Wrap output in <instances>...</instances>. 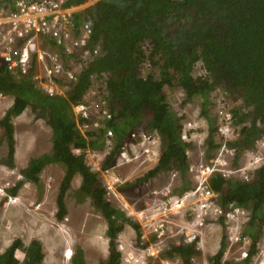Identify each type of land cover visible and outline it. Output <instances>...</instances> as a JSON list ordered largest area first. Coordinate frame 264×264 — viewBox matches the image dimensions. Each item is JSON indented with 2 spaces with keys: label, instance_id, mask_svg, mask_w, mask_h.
Returning a JSON list of instances; mask_svg holds the SVG:
<instances>
[{
  "label": "trees",
  "instance_id": "1",
  "mask_svg": "<svg viewBox=\"0 0 264 264\" xmlns=\"http://www.w3.org/2000/svg\"><path fill=\"white\" fill-rule=\"evenodd\" d=\"M86 1L69 0L72 4ZM73 21L77 32L83 22L91 24L89 47L100 44L101 50L85 59L78 79L65 94H50L40 88L31 77L34 69L18 76L0 65V91L14 96L0 121L9 139L8 163L15 164L12 118L31 105L52 127L53 147L50 152L30 158L22 170L26 179L39 183L47 164L59 162L65 166L57 210V217L63 218L68 211L67 191L74 176L80 174L83 197H90L107 220L110 252L102 264H123L116 237L126 223L137 230L141 224L113 204L98 174L86 163L85 154L74 152V147L100 148L106 141L105 128L83 131L79 120L87 118L76 113L75 105L83 99L95 77L105 82L104 97L113 113L106 126L113 129L115 137L106 165L115 159L127 135L142 126L160 132V158L137 181L173 167L179 169L186 181L191 176L188 150L192 141L182 138L180 117L171 108L165 92L167 84L180 85L188 97L201 96L205 115L210 94L218 87L224 88L227 101L234 103L240 99L233 111L234 123L242 125L236 143L252 148L264 136V0H97L75 11ZM145 58L158 66L159 75L154 72L140 75L139 64ZM198 61L203 62L205 73L196 75L193 71ZM214 131L215 126H211L208 138L211 145L217 144ZM22 183L10 191L16 193ZM210 185L219 195L224 210L235 204L251 211L247 233L252 235L253 242L244 258L247 263L256 251L264 226V164L249 180L215 172ZM227 237L223 235L215 264H222ZM18 248L26 252L21 262L15 253ZM200 252L195 244L182 242L172 245L166 254L179 255L185 264H192V257ZM44 257L40 240L35 238L27 245L17 237L0 252V264H43ZM72 261L87 264L82 249H78Z\"/></svg>",
  "mask_w": 264,
  "mask_h": 264
},
{
  "label": "built area",
  "instance_id": "2",
  "mask_svg": "<svg viewBox=\"0 0 264 264\" xmlns=\"http://www.w3.org/2000/svg\"><path fill=\"white\" fill-rule=\"evenodd\" d=\"M81 5L72 4L69 0H0V65H4L18 76L28 74L31 69H34L31 77L40 88L50 94L68 92L73 82L78 79V71L73 67H67L61 54L51 49V44L60 48L66 57H78L80 66H83L85 59L99 54L101 50L100 44L89 47L93 33L90 23L83 22L79 32L75 28L73 14L80 9ZM44 41L48 44L44 45ZM147 61L150 65L151 61L148 59ZM37 67H41L42 70L36 71ZM59 80L66 83L61 85ZM106 93L107 88L102 80L98 86L89 87L83 99L74 107L80 117L87 118L79 120L83 131L101 127L106 129L104 146L101 149L89 146L74 147L73 150L76 153L85 154L86 163L98 174L105 186L107 197L111 195L118 197L121 208H129V215L136 217L141 224L138 244L129 242L123 237L121 231L116 237V248L121 253L123 264H151L153 258L158 259L162 264H185L179 255H175L176 258L162 255L165 240L163 236L174 230L173 217L175 216H185L188 212L194 218L191 223L185 220L178 224L186 228L184 243L195 244L199 250V241H196L200 233L199 226L204 223L207 216L223 215L226 219H232L233 222H238L239 214L242 217L251 216V211L246 206L233 204L224 210L217 204L216 193L210 185L211 175L215 172H220L226 177H229L231 172H239L243 179L249 180L264 164V136H261L254 146L245 152L242 164L235 168L230 167V159L236 151L234 147H230L229 141L235 136L236 130L234 105L226 100V96L223 98L224 106L220 111V122L217 125L221 140L219 150L209 163L191 164L194 187L185 190L184 194L176 192L174 181L179 171L172 170L171 178L173 179H170L162 188L154 190V202H147L145 206L135 208L118 191V185L124 181L119 170L124 165L136 164L138 169L157 162L161 155V134L156 129L148 131L143 128L132 132V139L138 138L137 145L132 144L131 139L125 141L117 154L116 162L106 165L108 155L115 145L113 129L106 126L107 121L113 118L109 103L104 97ZM7 96V93L0 91V121L3 118L2 106ZM195 125V123L191 124L190 127ZM188 129L185 126L182 127L181 134L184 140L191 141ZM3 167L7 168L9 176L16 174V178L0 182V195L4 198L3 205L5 207L21 204L28 206L19 193L8 191L25 178L24 173L16 172L15 168ZM10 222L7 223L8 227ZM230 227L228 241L244 244L240 248L241 254L239 253L236 259L246 258L250 251L248 245L251 244V236L237 231L238 226ZM99 237L104 236L99 235ZM180 243L182 242L177 244ZM230 249L228 248L226 254ZM15 253L18 258H23L26 254L22 248H18ZM64 253L71 258L74 250L68 248Z\"/></svg>",
  "mask_w": 264,
  "mask_h": 264
},
{
  "label": "rangeland",
  "instance_id": "3",
  "mask_svg": "<svg viewBox=\"0 0 264 264\" xmlns=\"http://www.w3.org/2000/svg\"><path fill=\"white\" fill-rule=\"evenodd\" d=\"M97 0H87L83 3L79 8L82 9L85 6L93 4ZM48 44L47 41H44V45ZM51 49L57 51L61 54L62 59L65 61L67 67H73L76 71H80V59L78 57H66L60 48L51 44ZM146 51L149 52V47L145 46ZM41 67H37L36 71H41ZM149 72H154L159 75L158 66L152 64L149 65L147 58L142 60L139 64V73L143 76L147 75ZM194 74H202L205 73L204 64L202 61H198L194 67ZM102 80L99 77L94 78V83L92 85L98 86ZM61 85H64L66 82L59 80ZM165 92L167 98L171 104V108L177 113L180 117V122L182 127H186L189 130V134L191 136L192 144L189 148V161L190 164L194 163H209L214 156L217 154L219 150V146L221 144L220 137L217 132V125L220 122V111L222 110L223 98L226 96L224 88L218 87V89L213 90L210 94V101L208 104V114L205 115L203 112V101L204 99L201 96H193L188 97L186 91L183 87L178 84L165 85ZM14 96L12 94H8L7 99L5 100L2 108V116H4L12 104ZM240 99L231 102L234 106L239 104ZM226 104V103H225ZM210 118V119H209ZM196 124L194 127H190L191 124ZM12 124L14 127V140H15V164H9V139L7 133H5L4 127L0 124V182L3 183L9 178H16V174L13 176H9L6 171L7 168L3 166H7L8 168H15L16 172H22L23 165L27 161V159L32 158L33 156H38L45 152H50L53 147V129L50 126L48 120L41 115L34 107L31 105L27 106L24 111L20 114L14 116L12 118ZM211 126H215L214 138L216 139L215 144L211 145L208 142L209 131ZM241 124H235V136L232 140L229 141L230 147L235 148V154L230 159V167L235 168L242 164L244 161L245 152H247L249 147H243L240 144L236 143L237 139L240 136ZM146 130V127H141V129ZM132 140V144L137 145L138 138L132 139L131 134L127 135L124 140ZM231 141L234 143H231ZM102 148V147H100ZM18 159V160H17ZM20 160V161H19ZM24 161V163H22ZM157 164L156 162L151 163L147 166H144L140 170H136V164L124 165L119 170L122 181L118 185V191L122 194V196L130 202V205L135 208H140L145 206L147 202H154L155 193L154 190L162 188L163 186L170 181L172 177V170H178L177 167H173L168 170H161L154 176L148 177L144 180L137 181L139 178L150 170L153 166ZM41 176L44 179V185L47 186L48 191L46 193L44 191L40 192L39 189L36 191L33 200L30 201L26 197L22 196V200L27 203L29 206H36L39 201H41L44 196V201L47 206H52L53 208L58 207V195L60 191V185L65 174V166L62 163L52 162L47 164L43 170L41 171ZM50 176V178H49ZM230 176L232 178L243 179L239 172H231ZM24 181H28L26 177L23 179ZM82 181V176L75 175L72 179V185L68 189L65 200L67 205V213L63 218H52L53 221L52 226H50L49 233H52V239L55 242L53 245L56 247L61 246V242L63 249L70 248L74 250V255L78 249H82L87 264H102L104 260L108 258L110 252V238L107 233V220L102 215V213L95 207L92 203L90 197H83L82 191L79 189ZM48 182V183H47ZM174 183L176 184V192L179 194H184L187 190H190L194 187L195 181L192 176L186 181L183 179L181 172L176 176ZM188 183V184H187ZM40 186V184H38ZM187 185V186H183ZM31 187H37L32 183ZM30 189V188H29ZM186 190V191H185ZM10 192V189L8 190ZM116 207H119L122 211L126 213L129 218L134 222H139L136 217L130 216L128 213L129 208H121L119 204V199L116 196L108 197ZM215 199L217 204L220 205L219 195L215 194ZM4 198L0 195V210L1 214L5 215L2 220H0L1 226L6 225V229L2 234L8 240L13 237V228H14V213L11 209L6 208L4 203ZM14 206L15 205H10ZM29 206V207H30ZM18 207V205H16ZM223 215H209L205 218L204 223L199 226V235L197 236L196 241H199L201 252L195 254L192 259V264H215V255L219 251L222 243V238L224 234L229 236L230 226H238L239 229L237 231L242 232L243 234L247 233V228L251 220L250 217H242L239 214L238 222H233V220H229L222 217ZM9 219L10 226H7ZM57 219L59 223H57ZM190 219V220H189ZM62 220V221H61ZM175 223H173V231L168 232L163 236L164 240V256H169L166 254V251L174 244L179 242H185L183 239L185 238L186 228L181 227L178 223H183L185 220L187 222H192L194 218L186 213L185 216H175L173 217ZM4 221V223H3ZM140 223V222H139ZM187 224V223H185ZM258 228V226H254ZM51 231V232H50ZM106 231V232H105ZM123 237L126 238L129 242L133 241L138 244L140 242V231L135 229L131 223H126L124 228L121 230ZM99 235H103L104 237H99ZM252 236V235H251ZM100 240V243L94 239ZM252 242L250 246L248 245L249 250L252 248ZM198 244V243H197ZM225 252L222 257V264H264V253L262 250L264 248V228L260 232V238L256 244V251L253 254L252 258L249 262H244L245 259L237 260L236 256L240 253V248L244 244L241 242L231 243L228 241V237L225 240ZM228 248H231L228 254H226ZM244 248V247H243ZM247 249V248H246ZM243 250V249H242ZM48 259L45 261L46 256L44 257L43 264H73L72 258H66L64 250L58 251L52 246V248L47 250ZM163 255V254H162ZM25 257V256H24ZM23 257V259H24ZM172 258H176L175 255L170 256ZM153 261L159 262L158 259L153 258ZM194 261V262H193ZM185 263V262H184Z\"/></svg>",
  "mask_w": 264,
  "mask_h": 264
},
{
  "label": "crops",
  "instance_id": "4",
  "mask_svg": "<svg viewBox=\"0 0 264 264\" xmlns=\"http://www.w3.org/2000/svg\"><path fill=\"white\" fill-rule=\"evenodd\" d=\"M29 161L30 159H27V161L23 165V168H25L28 165ZM22 163H24V161ZM32 183L36 185L37 187H34V186L31 187L30 185H32ZM38 184H40V186ZM38 189L40 192L44 191L46 193L48 191L47 186L44 185V179L42 176H41V181L39 183L35 181H31V180L25 181L18 188L16 193H19L21 196L26 197L30 201H34L33 197ZM44 198L41 201H39V203H37L36 206L29 205L30 206L29 207V206H26V205L24 206L21 204V205H18V207L16 206L14 207L10 205L6 207L8 209H11V211L14 213L13 237L9 238L8 240H5L6 238L4 237L2 232H4V229H6V225L1 226L2 225V221H1L0 252H3L12 243V241L17 237L21 238L27 245L30 243L31 240L35 238L40 240L43 245V249H44L45 256H46L45 261L48 259L47 250L52 248V246L55 248V250H58V251L64 250L65 252V250L68 249V247L63 249V246H65V243L64 245H62V242L59 248L53 245L57 241H53L52 236H51L52 233H49V230H50V226H52V223H51L53 221L52 218L53 217L58 218L57 217L58 207L55 206V208H53L52 206H47L44 201ZM0 213H2L1 210H0ZM5 215L1 214L0 220H2L3 217H5ZM9 221L11 220L9 219ZM56 222L59 223V220L57 219ZM96 241L100 243V240H97V238L94 239L95 243ZM66 258L67 260L70 259L67 256Z\"/></svg>",
  "mask_w": 264,
  "mask_h": 264
},
{
  "label": "clouds",
  "instance_id": "5",
  "mask_svg": "<svg viewBox=\"0 0 264 264\" xmlns=\"http://www.w3.org/2000/svg\"><path fill=\"white\" fill-rule=\"evenodd\" d=\"M147 130L151 131V130H153V129H147ZM128 140H129V139H128ZM125 141H127V140H124V142H125ZM100 149H101V148H100ZM117 154H118V153H117ZM117 154L115 155V159H114L110 164L116 162V159H117V156H118ZM110 155H111V153L108 155V158H109ZM108 158H107V160H108ZM107 160H106V161H107ZM108 165H109V164H108ZM130 166H131V165H130ZM121 168H122V167H121ZM140 169H142V168H138V169H136V170H140ZM229 177H231V176H229ZM244 180H245V179H244ZM22 181H23V183H24L26 180H25V181L22 180ZM18 183H19V182H18ZM18 183H17V184H18ZM23 183H22V184H23ZM12 188H13V187H11L10 189H12ZM10 192H11V191H10ZM11 193H12V192H11ZM15 206H16V205H15ZM248 235H249V234H248ZM251 241H252V238H251ZM19 260H20V262H21V261L23 260V258H19Z\"/></svg>",
  "mask_w": 264,
  "mask_h": 264
}]
</instances>
